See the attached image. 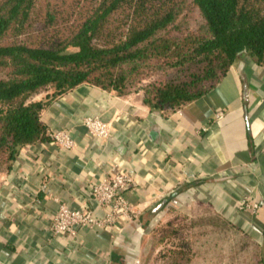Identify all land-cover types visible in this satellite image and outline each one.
Masks as SVG:
<instances>
[{
  "label": "crops",
  "instance_id": "0c3cea01",
  "mask_svg": "<svg viewBox=\"0 0 264 264\" xmlns=\"http://www.w3.org/2000/svg\"><path fill=\"white\" fill-rule=\"evenodd\" d=\"M88 116L110 124L107 138L87 133ZM40 119L48 131L68 133L73 146L31 144L0 170V264H136L156 219L200 204L254 234L256 264H264L263 65L242 56L210 91L169 112L136 94L80 84L48 102ZM120 170L132 174L124 194L129 219L112 229L51 234L60 203L96 210L92 184ZM242 197L257 208L239 209Z\"/></svg>",
  "mask_w": 264,
  "mask_h": 264
},
{
  "label": "trees",
  "instance_id": "16d2710c",
  "mask_svg": "<svg viewBox=\"0 0 264 264\" xmlns=\"http://www.w3.org/2000/svg\"><path fill=\"white\" fill-rule=\"evenodd\" d=\"M245 55L264 66V0H0V170L49 140L41 111L80 84L169 112Z\"/></svg>",
  "mask_w": 264,
  "mask_h": 264
},
{
  "label": "rangeland",
  "instance_id": "374dc122",
  "mask_svg": "<svg viewBox=\"0 0 264 264\" xmlns=\"http://www.w3.org/2000/svg\"><path fill=\"white\" fill-rule=\"evenodd\" d=\"M168 213L154 221L152 233L141 242L144 250L133 256L136 264H170L166 251L171 248H183L182 264H256V236L240 222L225 221L203 204Z\"/></svg>",
  "mask_w": 264,
  "mask_h": 264
},
{
  "label": "built area",
  "instance_id": "2783aa9c",
  "mask_svg": "<svg viewBox=\"0 0 264 264\" xmlns=\"http://www.w3.org/2000/svg\"><path fill=\"white\" fill-rule=\"evenodd\" d=\"M83 125L89 135L97 139H105L110 134V124L97 116H88L83 119ZM48 141L71 148L73 140L70 135L63 131H48ZM132 183V174L120 170L95 181L91 188V200L96 205V210L89 208L85 203L77 208H70L65 203H60L53 214L49 225V231L56 237L75 236L82 229L93 227L116 228L122 223L121 220L129 219L133 213L130 205L126 202L124 194ZM239 209L257 208L255 202L247 197H242L238 204ZM97 211L100 214H97Z\"/></svg>",
  "mask_w": 264,
  "mask_h": 264
}]
</instances>
